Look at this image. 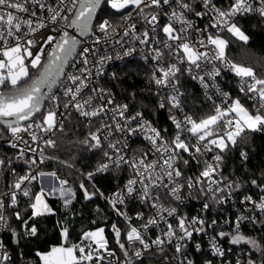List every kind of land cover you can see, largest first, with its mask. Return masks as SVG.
<instances>
[{
	"label": "snow or ice",
	"instance_id": "1",
	"mask_svg": "<svg viewBox=\"0 0 264 264\" xmlns=\"http://www.w3.org/2000/svg\"><path fill=\"white\" fill-rule=\"evenodd\" d=\"M102 2L117 13H123L121 19L125 23L132 20L135 13L147 27L133 38L140 44H148L152 39L156 45H159L152 49L154 52L152 58L156 61L152 81L161 89L159 108H167L176 133L172 139L166 140L160 130L144 119L142 112L126 117L128 105H119L111 110L114 114L112 119L115 131L128 136L140 132L146 133L144 139L151 145L153 158L148 159V152H142L139 157L133 155L131 158H126L122 148L118 147L120 142L109 141L108 148L112 151L111 153L103 152L105 162H101L96 171L106 172L113 167L118 170L122 164H127L135 177L129 179L125 185L127 194L133 196L137 193L141 203L156 209L155 216L148 219L142 228L129 224L126 239L130 245L138 242L143 251L149 250L152 246L163 251L165 244L170 245L176 241L175 252L186 256L184 242L190 240L194 232H203L206 222L199 216L191 218L186 215L178 216L176 207H165L160 201L163 197L181 201L185 188L189 190V195L192 190L198 188L200 193L212 203L223 204L234 189H239L238 182L229 181L222 174L223 154L230 148L237 147L240 142H247L248 133L264 132V75L258 74L257 70L251 66L229 60L226 56L229 40L223 38L220 33L227 32L247 44L249 36L238 26L234 18L249 13H258L264 18V0H231L227 9L217 7L214 0H192L191 3L186 0H53V2L50 0H0V124L14 136L21 131H29L33 126L43 133L63 130V122L58 123L57 120L59 97L50 93L60 77L64 75L65 65L77 55L85 67L79 69L81 75H67L66 79L71 82V86H64L63 89V96L68 98L63 104L64 109L67 111L74 108L80 116L85 118L98 117L106 111V105L93 106V100L103 99V96L87 95L85 98V95H82L83 90L88 88L86 81L91 72L86 66L90 63L89 54L93 50L90 47H83L77 53V47L82 44V41L69 31L74 29L80 36H87L89 33L94 34L98 31L100 36H96L94 40L96 44L100 43L101 38L107 39L110 34L116 33L117 26L112 21L100 20L97 17V9L101 8ZM197 4L202 10H197ZM125 9L130 10L125 13ZM189 13L200 19L211 13V23L204 28H199L192 20L187 19ZM161 16L166 18V23L161 24ZM94 18L98 21L95 24ZM129 28L135 33V23L130 24ZM209 28L216 29L215 34L209 32ZM41 29H48V34L41 37L39 41L29 38ZM150 32L153 34L151 38ZM158 32L163 33L162 39L156 38ZM123 35L128 36L129 31L125 30ZM32 48H36V51L33 52ZM106 59L111 57H102L98 62L103 64ZM216 62L222 63L239 79V92L243 94L245 102H242L240 98L231 99L229 94L222 93L219 88H216V95L222 96L223 102L216 104L213 97L207 95L206 91L207 99L213 104L209 114L196 120L184 113L183 119H178L172 113L173 110L184 112L181 97L185 95L180 90L179 75L188 72L193 80H198L207 90L209 83L205 77L214 81L215 77L220 75L221 70L216 67ZM207 65L212 66L211 71L206 70ZM30 69L37 70L38 75L33 77ZM46 100L50 103V107L45 104ZM112 103L111 99L107 100V104ZM248 104H251V107ZM38 114L39 123L36 122ZM116 115L124 120L123 124L116 119ZM22 122H28L26 127H21ZM105 128L108 129V135H111L113 125L107 123H101L97 132ZM89 135L90 139L95 141L91 147L102 148L100 136L96 132ZM31 139L35 141L38 137L32 133ZM104 139L107 140L108 136ZM84 143L87 144L89 141L85 140ZM44 144L49 147L56 146L53 139L44 140ZM12 146L16 147L15 144ZM124 147H127V143ZM209 153H212L210 158H208ZM182 154H188L189 159H184ZM240 155L247 160L246 152L241 151ZM190 161L200 165L201 171L196 177L189 176L185 179V173L180 165L187 167ZM4 163L0 160V167ZM31 163L35 164L36 161L33 160ZM93 175L94 173H89V179ZM34 179L36 177L29 174L20 176L14 181L11 185L13 190L10 193V206L17 205L18 192L31 199L30 189L25 186V182L30 183ZM60 183L61 197H64L66 193L75 195L71 189L63 188L67 181ZM251 184L264 193V184H257L256 180H252ZM136 185L140 187L137 188ZM80 188L83 189L85 200H91L95 195V193H89L83 184ZM225 192L228 194L227 197L221 195ZM106 199H109L118 214L124 215L126 220L130 219L126 213L116 208L117 204L124 203L123 193H116L112 198ZM70 202L65 200V206ZM248 203L252 205L248 209L249 212L264 213V195H261L258 200H254L251 195L244 196L241 204ZM202 207L207 212L210 204L205 202ZM4 208L5 202L0 199V225L6 226ZM29 208L31 209L30 218L54 214L53 209L44 201L43 189L35 194ZM14 215L16 219H21L19 211H16ZM167 217L176 219L175 227ZM137 219H143V214H138ZM245 220L251 223L257 222L254 215L240 214L235 222H226L234 223L233 231L230 233L221 231L217 233V237L221 239L229 237L232 245L250 246L246 264H264V259L258 262L251 258L252 253L255 252H259L264 257V242L241 234V224ZM161 222L166 227L161 230L160 235L148 243L142 233L147 232L151 226H159ZM24 224L27 235L31 237L38 235L36 225L27 227V221H24ZM215 224L216 221L213 220L212 225L209 226ZM112 230L115 233L116 243L120 249L125 250V244L120 242V229L113 224ZM104 232V228L84 231L79 241L73 243L69 238V229L62 227L61 243L51 246L47 251H37L36 256L40 264H92L94 260L102 261L104 257L99 253L101 250L107 251L108 248V240ZM13 234L16 235L14 230ZM199 247L196 245L197 250ZM211 247L214 255L220 257L225 255V252L216 244V237L212 238ZM3 248V243H0V249ZM109 255L115 254L110 252ZM124 255L128 256L127 250L124 251ZM134 255L140 258L142 251L137 250ZM9 259L6 251L0 253V264H4ZM187 264H193V261L187 260ZM236 264H241V261L237 259Z\"/></svg>",
	"mask_w": 264,
	"mask_h": 264
},
{
	"label": "built area",
	"instance_id": "2",
	"mask_svg": "<svg viewBox=\"0 0 264 264\" xmlns=\"http://www.w3.org/2000/svg\"><path fill=\"white\" fill-rule=\"evenodd\" d=\"M50 2H53V0H50ZM186 2L191 3L192 0H186ZM214 2L217 7L227 9L231 0H214ZM129 10L130 9H125L124 12L126 13ZM197 10H202L198 4ZM122 14L123 13H120L119 15H114L113 17L102 16L99 18L100 20L108 19L112 21V23L117 26L116 33L110 34L107 39L101 38V41L98 44L94 43V40L96 39V36H100V33L98 31L94 34L90 33L87 37L82 39V44L77 50V53H79L83 47H90L93 50L89 54L90 63L86 66L91 72V75L88 76L86 81L88 88L83 90L82 95H85V98L87 95H91L93 97L103 96V99H94L93 106L102 104L106 105V111L101 113L98 117L85 118L80 116L74 108H70L67 111L64 109L63 104L68 98L63 96V89L64 86H71V82L68 81L66 77L68 74L81 75L79 69L85 67L80 62V57L77 55L69 62L64 71V75L61 76L55 90L52 92V94L59 97L60 107L58 109L57 120L58 123L62 121L64 125V123L72 115H75L81 121L82 125L90 130V133L96 132V134L100 136L102 146H106L107 151L110 153L112 150L108 148V142L111 141L115 143L119 141L120 143L118 144V147L122 148V152L126 158H131L133 155L139 157L142 152H148V159L151 160L153 158L151 155V145L146 139H144L146 133L140 132L136 135L128 136L125 133L115 131L114 121L112 119L114 114L111 110L119 105L126 104L128 105V110L125 113L126 117L133 116L136 112H142L144 119L149 121L153 127L160 130L166 140H170L174 137L176 129L175 125L169 118L170 114L167 108L159 109L167 114L170 126L169 128H161L152 121L149 113L141 107V92H143V95L153 96L156 100L157 106L159 107L161 89H159L152 81V73L156 67V61L152 58L154 56L152 49L154 47H159V45H156L152 39L149 40L148 44H140L138 40H135L133 37L141 34L144 30H146L147 26L140 17L136 16L135 13L133 14L134 18L125 23V21L121 19ZM38 15H40V13H38ZM44 15H46V13ZM211 15L212 14L210 13L208 16L200 19L195 17L194 14L189 13L187 14V19L192 20L197 27L204 28L206 25L211 23ZM250 15L259 14L249 13L243 16L238 15L234 18V20L238 24L239 21ZM98 17H100V14ZM97 22L98 21L96 20L95 23ZM160 22L161 24L166 23V18L161 16ZM132 23H135L136 25L135 33H133L129 28V25ZM177 27L179 26L177 25ZM125 30L129 31L128 36L123 35ZM48 31V29H41L39 32L35 33L33 37L29 38H34L39 41L41 37L48 34ZM208 31L215 34L216 29L209 28ZM225 33L227 32H221L220 35ZM152 35L153 34L150 32V38ZM205 35H207V33ZM156 38L162 39L163 33L158 32L156 34ZM32 51L35 52L36 48H32ZM102 57H111V59H106L103 64H100L98 61ZM216 67L220 68V75L215 77L214 81L210 80L207 76L205 77L206 81L209 83V89L207 90L203 88L198 80H193L188 72H183L179 75V83L181 85L180 90L184 92L185 95L181 97L184 112L182 113L177 110H173L172 113L176 115L178 119L182 120L184 113H187L188 115H191L193 119L199 120L205 116L203 115L204 112H207L208 110L210 112L213 104L212 101L207 99L206 91L207 95H211L213 97L216 104H221L223 102V97L216 95V88H219L222 93L229 94L231 99L240 98L242 102H245L243 94L239 92V79L222 63L216 62ZM211 69L212 66L207 65L206 70L211 71ZM126 80L130 83H135L136 86L131 89L128 88L126 86ZM213 85H215V87H213ZM93 89H95V91H93ZM195 91L202 96L205 100V104H195L197 102L193 97V93ZM108 99H111L113 103L107 104ZM46 105L49 107L51 106L48 101H46ZM248 106L251 107V104H248ZM196 113L200 116H197ZM116 119L119 120L120 123H124V120L118 115H116ZM36 122L39 123L40 121L36 120ZM27 123L21 125V127H26ZM101 123L113 125L111 135H108V129L106 128L97 132V128L100 127ZM165 129L167 130L166 132L164 131ZM57 131L58 130H55L54 133H43L33 126V128L29 131H21L14 136L7 129L6 140L3 143L16 151L14 161L18 162V164L12 168V175L9 178L10 181L8 182V187L6 189H1L2 179L0 177V199H3L5 202L3 212L6 220V226L0 225V243H3L4 245V248L0 249V253L6 251L10 257L9 261L4 262V264H15L13 251L9 247V235L11 233L10 223L14 213L18 211L20 202L23 199L28 198L18 192L17 205L14 207L10 206V193L13 190L11 185L18 177L31 174L35 176L36 179L32 180L30 183L25 182V186L30 189L32 195V192L40 187V182L43 176H50L54 173V178L57 180L58 177L56 176L55 171L48 172L42 169V165L45 161L46 147L44 140L53 137ZM32 133L37 135V140L33 141L31 139ZM259 134L264 136V132H259ZM105 136H108L107 140L104 139ZM125 143H127V147H124ZM13 144H15L16 147H13ZM32 149H35V151H32ZM241 151L246 152L247 157L249 158V153L245 150L239 151V156L235 161L228 158L229 150L223 154L224 160L221 164L223 176L227 177L229 181L238 182L240 184L239 189H234L231 196L226 199L225 203H212L207 197H204L200 193L198 188L192 190L191 195H189V190L185 188L182 192L181 201H175L170 197H163L160 201L165 207H176L178 216L186 215L189 218L199 216L206 222L203 232H194L193 237L184 242L186 244V248L184 249L186 256L175 252L176 241H173L170 245L165 244L163 246V251L158 250L156 246H152L149 250L143 251L142 246L139 245L138 242L131 245L129 244L126 239V232L129 224L137 228H142V225L145 224L148 219L155 216L156 209L141 203L137 193H134L133 196H129L127 194L125 185L129 179H133L135 177L132 169L127 164H122L119 169L126 170L128 175L121 182V184L109 192L108 198H112L116 193H123L124 203L117 204L116 208L119 209L120 212L126 213L127 217L130 218L126 220L124 215L119 214L125 226V229L121 232L120 242L125 244V250H127L128 256L124 255L125 250L120 249L117 243H111L106 234L105 227L102 226L99 228H104L105 230L104 235L108 240V248L107 251L101 250L99 253V255L103 256L104 259L99 262L94 260L92 264H129V262L130 264H187V260L193 261V264H206V262L209 261L211 264H236L237 259L241 261V264H246V261L249 258L250 246L245 244L232 245L229 237L226 236L223 239L217 237V233L221 231L226 233L232 232L234 223L226 222H235L237 216L243 214L245 216L254 215L257 222L251 223L245 220L241 224L240 232L245 236L255 238L254 235L257 234V228L260 225L261 218L264 216V213L249 212L248 209L252 207L250 203L241 204V200L246 195H251L254 200H258L261 195H264L258 187L251 184L252 180L250 182L247 181L242 173L234 170L236 165L243 166L248 161V158L245 160L241 157ZM182 155L184 159H189L188 154ZM211 155L212 153H209L208 158H210ZM41 159H43V163H41ZM33 160L36 161L35 164L31 163ZM97 167L98 165L89 171L87 173V177L89 173H94L91 178L94 179L95 177L105 175L115 169L113 167L106 172H97ZM180 167L185 173V179L189 176L194 178L199 175V172L201 171V166L197 165L194 161H190V164L187 167L182 164ZM192 170L194 172H192ZM40 173H44V175H40ZM181 182L183 183V180ZM136 187L139 188L140 186L136 185ZM6 193L8 195H5ZM221 195L226 197L228 196L227 192L221 193ZM205 202L210 204V208L207 212H205L202 207ZM141 213L143 214V219H137L138 214ZM167 219L174 227L176 226V219L172 217H167ZM213 220L216 221V224L214 226H209L212 225ZM165 227V224L161 222L159 226H151L147 232H143L142 234L144 235L146 241L151 243L152 240L161 234V230ZM213 237H216V244L225 252L223 257L213 254V249L211 247ZM196 245L200 246L199 250H197ZM137 250L142 251L140 258H137L134 255ZM110 252L115 255H109ZM251 258L257 260L258 262L261 259H264L259 252L252 253Z\"/></svg>",
	"mask_w": 264,
	"mask_h": 264
},
{
	"label": "trees",
	"instance_id": "3",
	"mask_svg": "<svg viewBox=\"0 0 264 264\" xmlns=\"http://www.w3.org/2000/svg\"><path fill=\"white\" fill-rule=\"evenodd\" d=\"M119 14L105 4L99 18L102 16L113 17ZM238 25L249 36V41L245 44L230 36L226 55L231 61L251 66L257 70L258 74L264 75V71H262L264 69V18L259 15H250L239 21ZM30 73L33 77L38 75V71L35 69H30ZM126 81L128 88L136 86L135 83ZM141 95V107L149 113L152 121L161 128H169L168 116L159 109L155 98L143 95V92ZM193 97L197 101L195 104H205V100L197 91L193 93ZM206 114H209V110L203 113V115ZM6 133L7 129L0 125V160L5 162L0 171L1 189L8 187L12 168L18 164L14 161L16 151L3 143L6 140ZM89 134L90 130L84 127L75 115H72L64 123L63 130H58L50 138L55 140L56 146L46 145L42 169L48 172L55 171L58 179L67 181L65 185L75 195L67 206L60 197L45 195L47 204L53 209L54 214H46L37 218H30L29 204L34 200L35 194L40 192V187L32 192L31 199L28 197L20 202L18 211L21 213V219L18 220L13 215L9 235V247L13 251L15 264H40L36 252L47 251L51 246L60 244L62 227L69 229V238L73 243L79 241L84 231H93L104 226L109 240L115 244L116 237L112 225L115 224L121 232L125 229L117 210L106 198H108L109 192L121 184L128 174L124 169H114L94 179L87 177L89 171L105 161L103 152L107 151V147L104 145L102 148H92L91 145L94 144V141L90 139ZM247 135V142L242 141L237 147L229 149L228 158L235 161L240 150L247 151L249 153L248 161L243 166L236 165L234 170L242 173L249 182L256 180L257 184H264V136L259 133H248ZM85 140H88L89 143H84ZM192 172L194 171L192 170ZM81 184L89 193H95L91 200H85L83 189L80 188ZM24 221H27V227H31L33 224L37 226L38 235L36 237L27 235ZM13 230L16 235L13 234ZM254 236L258 241L264 242L262 240L264 238V216L261 218L257 234Z\"/></svg>",
	"mask_w": 264,
	"mask_h": 264
},
{
	"label": "rangeland",
	"instance_id": "4",
	"mask_svg": "<svg viewBox=\"0 0 264 264\" xmlns=\"http://www.w3.org/2000/svg\"><path fill=\"white\" fill-rule=\"evenodd\" d=\"M239 26V25H238ZM240 27V26H239ZM241 28V27H240ZM242 29V28H241ZM243 30V29H242ZM244 31V30H243ZM246 34V33H245ZM223 38H225V39H227V40H229V37L231 36L230 34H223V35H221ZM38 118H37V120L38 121H40V117L39 116H37ZM61 180L60 179H58L57 178V180L54 178V197H60V199H62L63 201H65V200H72L73 199V195L71 194V193H66V195L64 196V197H61L60 196V192H59V189L62 187L61 186ZM42 187V186H41ZM63 188L65 189V190H67V189H69L65 184L63 185ZM42 189H43V187H42ZM73 192V191H72ZM51 193L50 192H45L44 193V198H45V195H50ZM52 195V194H51Z\"/></svg>",
	"mask_w": 264,
	"mask_h": 264
},
{
	"label": "crops",
	"instance_id": "5",
	"mask_svg": "<svg viewBox=\"0 0 264 264\" xmlns=\"http://www.w3.org/2000/svg\"><path fill=\"white\" fill-rule=\"evenodd\" d=\"M41 186L43 187L44 193L45 192H50L52 195L50 194L49 196L54 197V175L43 176L42 180L40 182V191L42 189ZM44 201L47 203L46 198H44Z\"/></svg>",
	"mask_w": 264,
	"mask_h": 264
},
{
	"label": "water",
	"instance_id": "6",
	"mask_svg": "<svg viewBox=\"0 0 264 264\" xmlns=\"http://www.w3.org/2000/svg\"><path fill=\"white\" fill-rule=\"evenodd\" d=\"M104 5H105V3L102 2L101 8H98V9H97V17L99 16V14H100L102 8L104 7ZM96 20H97V19L94 18V21H93L94 24H95ZM69 31H70V33H72L73 35H76L77 38L80 39L81 41H82L83 38L87 37V36L90 34V33H89L87 36H80L79 33H77L74 29H69ZM80 45H81V44H80ZM80 45H78L77 50H78V48L80 47ZM68 64H69V63H68ZM68 64L65 65V67H64V71H65V69L67 68ZM60 78H61V77H60ZM58 82H59V81H58ZM57 84H58V83H57ZM57 84H56V85H57ZM56 85L52 88L50 94H52V92L55 90ZM46 101H47V100H46ZM46 101H45V104H46ZM37 116H39V114H38ZM25 123H27V122H22V125L25 124ZM0 125L3 126V127H5V126L2 125V124H0ZM5 128H6V127H5ZM6 129H7V128H6Z\"/></svg>",
	"mask_w": 264,
	"mask_h": 264
},
{
	"label": "bare ground",
	"instance_id": "7",
	"mask_svg": "<svg viewBox=\"0 0 264 264\" xmlns=\"http://www.w3.org/2000/svg\"><path fill=\"white\" fill-rule=\"evenodd\" d=\"M98 229V228H97Z\"/></svg>",
	"mask_w": 264,
	"mask_h": 264
}]
</instances>
